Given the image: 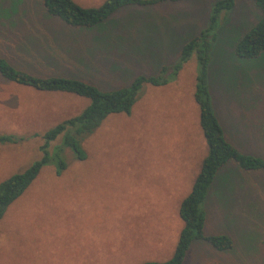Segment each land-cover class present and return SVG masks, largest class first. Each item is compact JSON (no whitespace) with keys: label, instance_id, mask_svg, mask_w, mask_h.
Instances as JSON below:
<instances>
[{"label":"rangeland","instance_id":"374dc122","mask_svg":"<svg viewBox=\"0 0 264 264\" xmlns=\"http://www.w3.org/2000/svg\"><path fill=\"white\" fill-rule=\"evenodd\" d=\"M76 1L91 7L105 0ZM215 1L123 8L101 27L74 30L83 33L84 41L71 44L73 37L48 16L43 0H0V57L40 76L76 74L105 89L127 85L138 74H157L163 65H174L180 54L171 48L186 41L175 38L169 49L155 53L141 48L146 40L141 36L186 25L191 37L207 24ZM260 15L255 0H236L223 13L209 85L228 140L264 156V53L245 59L233 46ZM97 35L108 41L103 49L94 47ZM197 70L194 55L170 83L146 84L131 113L110 115L84 140L85 159L67 149L68 167L60 175L54 164L44 166L0 219V264L169 259L183 227L182 200L208 154L195 100ZM88 103L85 97L41 91L0 74V133L26 137L0 144V182L39 159L41 135ZM204 208L205 233L231 235L234 248L219 251L197 240L184 264H264V171L228 163Z\"/></svg>","mask_w":264,"mask_h":264},{"label":"trees","instance_id":"16d2710c","mask_svg":"<svg viewBox=\"0 0 264 264\" xmlns=\"http://www.w3.org/2000/svg\"><path fill=\"white\" fill-rule=\"evenodd\" d=\"M48 16L62 25V32L70 35L71 44L84 40L74 31L101 27L119 10L127 7H152L164 2L187 0H105L99 6L86 7L76 0H43ZM261 11L258 21L234 42V52L245 59H255L264 53V0H255ZM236 5V0H216L207 24L193 34L182 46L178 61L163 65L157 74H138L132 81L115 88H102L76 74L53 73L40 76L29 70L16 67L6 57H0V74L11 82L47 92H64L89 99L88 105L77 115L66 118L47 129L42 135L41 157L23 171L16 172L0 182V219L9 206L17 200L39 176L43 167L54 164L60 175L68 167L67 149L83 160L87 157L84 140L93 134L112 114L131 113L144 86L166 85L178 75L184 64L197 58V85L195 100L200 109V125L208 144L205 156L191 192L182 200L180 217L183 227L179 234L174 254L165 261L148 260L141 264H184L187 253L197 240L208 242L219 251H230L235 242L227 233H205V201L219 172L230 162H236L244 171H264V156L239 149L226 137L225 129L213 104L209 85V67L212 61L213 44L216 41L221 16ZM89 31V30H87ZM106 30L98 33L105 35ZM114 32V31H113ZM97 35L95 48H104L108 41ZM108 38V37H107ZM110 38V37H109ZM88 49L90 45L85 43ZM71 49L74 45H71ZM40 134L36 133L35 136ZM24 136L0 133V144L18 143Z\"/></svg>","mask_w":264,"mask_h":264},{"label":"crops","instance_id":"0c3cea01","mask_svg":"<svg viewBox=\"0 0 264 264\" xmlns=\"http://www.w3.org/2000/svg\"><path fill=\"white\" fill-rule=\"evenodd\" d=\"M171 28H172L173 32H165V30L167 28H164V30H160V31L154 30L153 32L148 33L149 35L141 36L144 39L146 38V40L143 41L144 43L142 44L141 48L142 49H151V50H153V52L157 53V52H159V49H163V50L169 49L170 44L172 43V41L175 38L181 40L182 37L185 36L186 41L190 38V36H187V31L185 30L186 25L184 27L183 26H177V27H171ZM161 32H165L167 34L161 33ZM156 33H159V34H156ZM153 34H155V35L152 36ZM182 46L183 45H177V46L172 47L171 52H177L178 54H180ZM220 121H221V119H220ZM221 123H222V121H221ZM222 125H223V123H222ZM223 127H224V125H223ZM224 129H225V127H224Z\"/></svg>","mask_w":264,"mask_h":264}]
</instances>
